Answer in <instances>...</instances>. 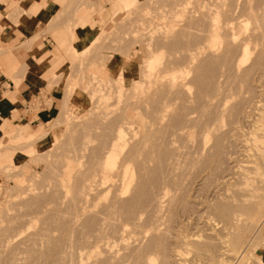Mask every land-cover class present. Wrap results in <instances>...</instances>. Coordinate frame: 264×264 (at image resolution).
Returning <instances> with one entry per match:
<instances>
[{"label":"rangeland","instance_id":"obj_1","mask_svg":"<svg viewBox=\"0 0 264 264\" xmlns=\"http://www.w3.org/2000/svg\"><path fill=\"white\" fill-rule=\"evenodd\" d=\"M124 1H129L128 6H123L119 0H45L42 9L49 8L53 3H57L58 9L52 10L46 19L40 20L33 28L31 22L37 18V14L42 9L38 11L29 9L32 0H0V69L2 63L12 55L15 48L13 42H7V31L14 25L31 24L34 31L28 40L17 46V49L21 48V51H24L35 44L41 45L42 40L43 42L47 40L46 46L49 49L55 51L58 46L60 51L57 53L62 56L66 55V59L56 63L57 56H51V53H48L52 51L47 52L51 59L48 61L49 63H45L48 68L41 73L43 85L38 89L39 96L26 99L32 103V113L38 112L42 107L47 108L49 110L48 118L37 125H25L20 121V115L24 112L19 108V104L15 103L14 108L12 107L8 111L9 121L5 120L8 125L5 128H0V264H79L77 260L80 254H84L88 242L94 241L96 235L104 232L100 236L105 235L110 238L116 233V230L110 225L108 229L100 223L99 214L88 215L83 212L84 204H86L84 203L86 202L84 194L89 191L92 196V192H97L92 186L93 181L88 178L93 180L97 177L98 179V175H95L98 174L97 167L103 159L101 155L104 154V148H108V143L111 142V138L114 137L113 133L120 123L130 121L132 113H135L138 119L132 122L133 124L128 130H125V139L127 140H124L123 144L128 150L132 148L130 146H134L130 149L129 156L126 155L125 151L128 150L124 147L125 150L122 151L120 157H125V155L126 158L128 157L127 159L131 161V169L135 174L141 175V181L137 186V191H139L136 195L137 200L134 201V198L129 203H124V206L133 202L145 213L153 212L155 196L159 187L168 183L171 189L170 202L162 210L159 219L163 227L162 233L159 235L162 247L166 246L167 248L164 249L168 251L173 246L171 235L178 231L200 235L209 233L204 229L205 233L203 230L205 227L199 223L197 218L204 211L201 208V203L218 199L217 195H219V187H221L218 183L222 184V178L224 179V176L227 178L233 169L235 160L241 158L239 156L240 133L249 125V122L245 121L246 115L250 113V110H255L253 108L256 107L258 101L264 99V97H260V95L264 96V77L261 75L264 74V53L260 54L262 56L260 58L258 55L259 63L254 65L253 70L249 68L253 67L251 66L252 62L249 61V67L248 61L245 62L247 66L245 70L249 71L250 69V75H246L247 78L245 74L244 76L238 74L239 77H244L241 81L238 76L239 79L235 78L238 70L235 69V72L234 68L231 70L234 64L232 55L228 54V58L226 55L223 57L209 56V53L200 48V44L205 42L206 29L208 31L207 27L210 21L207 11L206 13H202V11L205 12L210 7L212 0ZM241 2L243 1H234L235 6L233 5V7L238 8L242 4ZM36 12L37 14L32 16ZM72 32L83 39L81 45L73 44ZM197 45L199 48L194 47ZM190 49L193 50L189 51ZM184 51H187L186 54ZM205 53L206 55H204ZM221 53L220 55H222ZM185 55H190L191 59L194 58V62L191 64L192 68L188 74L191 79L187 76L184 81L186 85L182 86L177 84L182 71L180 65L183 64V59H187L186 62L190 59ZM229 55L232 57H230L232 66L228 62ZM183 56L184 58H181ZM254 56L252 55V60H254ZM224 57L225 61H222L221 59ZM36 62L39 64V59ZM222 62L228 65L229 70L225 69L227 65L225 67ZM194 63H197L198 66ZM148 64L152 66L150 69H148ZM167 65L169 68L166 67ZM176 65L180 67L178 68ZM193 65L197 68H193ZM153 67L154 69H152ZM212 67L216 70H213ZM196 69H198L197 72ZM24 72V68H19L12 74L5 73L15 82L17 91L18 84L25 75ZM228 73L229 75H226ZM245 73L247 74V72ZM220 74L223 76L221 77ZM225 76L234 77L238 82L234 78L229 77L228 79L227 77L226 79ZM193 82L195 83L192 85ZM224 83L229 88H226ZM187 86L190 90L187 89ZM216 87L221 88L218 90ZM180 89L183 90V93ZM8 90L7 88L1 93L4 100L7 99L8 102H11L14 93H10ZM236 90L239 92L236 93ZM207 91L213 93L209 94ZM216 93H220L223 101L218 98ZM179 97L183 99H179ZM259 97L260 100H258ZM146 98H149V101ZM194 99L195 101H193ZM248 99L251 102H248ZM155 100H159L158 104ZM175 100L178 103H175ZM41 101H43V105H41ZM188 102L191 103L190 106ZM216 102H219L220 105ZM252 102L256 103L253 105ZM200 106L203 108H199ZM159 107L160 109H157ZM207 108L208 111H206ZM248 110L249 112H247ZM148 111L156 114H150ZM147 112L150 115L146 114ZM167 113L169 116L166 115ZM158 114L160 115L158 116ZM216 114L217 116H215ZM210 115L215 117L212 119ZM157 116L158 118H155ZM193 117H197V119H193ZM159 118L163 120L160 121ZM192 123L193 125H191ZM197 124L198 126H196ZM203 124H208L207 126L213 131L216 129L212 135L210 134L211 137L208 138L204 149L200 145L198 137L207 128ZM202 125L204 128H201ZM212 125H215L214 128ZM216 125H220L221 128H217ZM198 128L203 129V132L200 130L202 132L200 133ZM218 131L221 132L222 139ZM131 132L135 135H132ZM147 132L151 133L147 134ZM234 132L236 135L233 134ZM216 135L218 136L217 140ZM180 138L187 141L179 140ZM212 138L216 142L222 141H218L220 144L213 146L215 144ZM108 139H111L110 142H106L109 141ZM170 140H173L175 144ZM148 141L150 142L148 143ZM197 144H199L198 147H201L197 148L198 151L193 148ZM172 145L174 148L171 147ZM205 150L210 155H208L209 153L205 154ZM89 154L90 156H88ZM93 156L100 159H90ZM199 156L201 157L198 158ZM87 157H90L88 161H86ZM98 160L99 162H97ZM95 162L97 167L95 165L93 169V165L90 163L94 164ZM85 164L92 166L90 169L93 170V173L88 170L89 168H85L88 167ZM83 169L88 170L89 177H83L87 176L82 174L86 171ZM229 169L230 172H228ZM82 181L84 184L86 183V186ZM87 184L92 188V191L86 190L88 189ZM225 184H222L223 187L228 185ZM80 206L82 207L80 208ZM98 208L95 207L94 212ZM149 216L151 215L149 214ZM100 224L102 225L101 229L104 230L102 232H100ZM261 228L262 230L259 228L260 233L255 232L257 235L253 236H257V240H252V242H256V245L252 243L255 247L254 253H245L241 264L255 263L258 253L263 254V261L259 264H264V230L263 227ZM216 232L214 230L213 233ZM90 242L88 246L91 244ZM170 242L172 245L169 244ZM141 243L139 244L142 247L144 243H142L143 245ZM132 246L134 247L131 245L130 248ZM253 246L251 247L254 248ZM166 251L163 255L167 254ZM213 253L219 254L217 250ZM166 256L165 259L163 256L164 263L167 264L168 261L170 264V258L168 255ZM226 257L225 259L229 260L228 264H236L235 260H232L233 257Z\"/></svg>","mask_w":264,"mask_h":264},{"label":"bare ground","instance_id":"obj_2","mask_svg":"<svg viewBox=\"0 0 264 264\" xmlns=\"http://www.w3.org/2000/svg\"><path fill=\"white\" fill-rule=\"evenodd\" d=\"M119 1L122 2L123 6H125V7L128 6L129 1H124V0H119ZM234 1H236V0H212L210 7L205 5V7H208V8H207V10L204 9L205 12L202 11V13H206V11H207V17H209L210 21H209V25L207 27L208 31L206 29V39L204 40L205 42H203L204 46H202V44H203L202 43V44H200V46H201L200 48H203L201 50H205L207 53H209V56L210 55H213V56L217 55L218 57L219 56L223 57L226 55V58H228L227 57L228 54L232 55L233 61L231 60L232 57L229 55V58L230 57L231 58L229 59L228 62H230V66H232L231 61L234 63L233 66L231 67V70H232V68H234L233 71L235 69L238 70L237 71L238 73H237V75H235V78L238 76V74H240V76L241 75L244 76V74H245V77H247L248 75H250V69H249V71H247L248 69L245 70V68H247L245 62L248 61V64H247L248 67L250 66V63L252 62L251 64H253V65H251V66H253V67H249V68H251L253 70L254 65L256 63H259L258 59L264 53V0H242L243 2H241L242 3L241 6L238 7L239 9L236 7H233V5L235 6V4L233 3ZM116 12H118V11H116ZM221 37H222V40H221ZM71 39H72V42L74 45H81V43L83 42V39L79 38L76 34H74V32H72V34H71ZM86 39H87V37H86ZM194 47L199 48L198 45L194 46ZM196 48H193V49H196ZM193 49H190L189 51H191ZM194 51H193V53H195ZM221 51H223V52L221 53ZM255 51H257V52H255ZM184 52L186 54L187 51H184ZM196 52H199V51H196ZM220 53L222 55H220ZM231 53H233L234 56H236L235 59H234L233 54H231ZM255 53H256V56H254ZM199 54H202V53L199 52ZM199 54L196 53V55H198V56H199ZM204 55H206V53ZM252 55L254 56V60H252V58H251ZM258 55H259V58H258ZM185 56H187V58L191 57L190 55H185ZM213 56H211V57H213ZM181 58H184V56ZM185 60L187 61V59L182 60L183 64L186 62ZM197 60L199 61V59H197ZM221 60L225 61V57H224V59H221ZM249 61H250V63H249ZM180 62H178V63H180ZM193 62H194V58L193 59L190 58L188 60V62H186L185 65H183V64L180 65L181 66L180 69H182V71L180 72V75H179L180 80H178L177 84L182 85V86L186 85V83H184V81H186L185 78H187V76L190 72V68H192L191 64ZM261 62H263V60H261ZM222 63L224 64V62H222ZM194 64L197 65V63H194ZM224 65L226 67L227 64H224ZM243 65H245V66L242 67ZM257 65H259V64H257ZM173 66H175V65H173ZM180 66L176 65V67H178V68ZM151 67L152 66H150L148 64V69H150ZM166 67H168V65ZM176 67H175V69H176ZM178 68H177V70H178ZM193 68H197V67L194 66ZM212 68H213V70H216V69H214V67H212ZM240 68H241V70L243 68L242 71L245 70L244 73H242ZM152 69H154V67ZM222 69H221V71H222ZM225 69L229 70L228 65H227V68H225ZM225 69H223V70L225 71ZM259 69H260V67H259ZM239 70H240V72H239ZM195 71L197 72L198 69H196ZM172 72H175V71L172 70ZM225 72L227 73V71H225ZM234 72L232 73L233 75L235 74ZM245 72H247V74ZM152 73H153V71H152ZM165 73L167 74V72H165ZM229 73L226 75H229ZM190 74H192V73H190ZM195 74H194V76H197ZM221 74H220V76H221ZM232 74H230V75H232ZM224 75H225V73H224ZM261 75H263V77H264V74H261ZM160 76H162V75H160ZM243 76L242 77L238 76V77L241 80L244 78ZM225 77L227 79L228 76H225ZM229 77H228V79H229ZM238 77H237V79H239ZM188 78L191 79L190 76H188ZM230 78H232V77H230ZM247 78H245V79H247ZM152 79H153V77H152ZM187 81H188V79H187ZM176 82H175V84H176ZM196 82H197V80H196ZM223 82H224V80H223ZM244 82H245V80H244ZM244 82H242V83H244ZM194 83L195 82H193L192 85ZM202 83H204V82H202ZM161 84H164V82L163 83L161 82ZM225 85L227 86V84H225ZM233 85H234V83H233ZM236 85H237V83H236ZM152 86H153V84H152ZM240 86H242V85L240 84ZM173 87L176 88L175 86H173ZM189 87H191V86H189ZM231 87H233V86H231ZM219 88H221V87H219ZM219 88H217V89L219 90ZM226 88H229V87L227 86ZM158 89H160V88H158ZM176 89H178V88H176ZM187 89H189L188 86H187ZM233 89L235 90V87ZM237 89H238V87H237ZM260 89H262V88H260ZM258 90H259V88H258ZM180 91H181V89H180ZM237 91L239 92V90H236V93H237ZM207 92L209 93V91H207ZM231 92L232 91L230 90V93ZM156 93H158V91ZM167 93H169V92H167ZM212 93H209V94H212ZM153 94L155 95V92H153ZM176 94H178V93H176ZM216 94H218V93H216ZM219 94H218V96H219L218 98H220V100H222L223 98H222V96L220 97ZM163 95H165V94H163ZM175 95H174V97H175ZM213 95H215V94H213ZM231 95H233V92ZM187 96H189V95H187ZM187 96H185V97H187ZM198 96H200V95H198ZM229 96H227V97H229ZM235 96H237V95H235ZM261 96H262V98L264 97L263 95H260V97ZM196 97H194V98H196ZM230 97H232V96H230ZM260 97L258 100H260ZM144 98H145V96H144ZM144 98L141 97V99H144ZM167 98H169V97H167ZM191 98H192V96H191ZM203 98H205V97H203ZM224 98H226V96ZM244 98H245V96H244ZM146 99L148 100L149 98H146ZM179 99H183V98L179 97ZM240 99H239V102H240ZM150 100H151V98H150ZM262 100L263 101L257 102V104L255 105L256 107L254 106L255 108L252 107L255 110H253V111L250 110V113H247V112H249V110L247 112H245V113H247V115H246L247 120L245 118L244 119H245V121L249 122V125H248V127H246L245 130H243L242 133H240L241 139L239 138L240 139L239 149H240V147H241V149L239 151L241 153L239 151L238 152H239V154H240L239 156H241V158L238 160H235L236 162L234 161L235 164L233 165V169L230 168V169H232L231 172L229 169L228 172H230V173L227 176V178L225 176H224V179L221 177L222 178V180H221L222 184L224 185L225 183H227L229 186L227 185V186L223 187L222 184L220 185V183H218L219 186H221V187H219V190H220L219 195H217V192H216L217 190L215 191L216 195L218 196V199L217 200L215 199V201H211V202H209L210 201L209 200L208 203L206 201H204V202L202 201V203H201V206H202L201 208H203L204 211H202L201 215L197 214L198 215L197 218L199 219V223H201L202 226L205 227V228H203V230L206 229L209 233L207 232L208 233L207 235H200L198 233L193 234L190 232H181V231L175 232L174 234L171 233L172 234L171 235L172 240H173V242H172L173 246L170 247V245H169L170 248L168 249V251H166L167 249L166 250L164 249L166 246L162 247V245H161L162 242H160L161 240H159V237H161L159 235H160V233H162V229H163L162 224L159 222V219H160V215L162 213V210L165 208L166 204L168 206V204L170 202V190L171 189H170L168 183H165L163 186L161 185L159 187V191L156 193V196H155V199H156L155 208L153 209V212L149 213L151 216H149V214L145 213L142 209H139V207L133 202L127 206H124V203H129L134 198H135L134 201L137 200L136 195L139 193V191H137V188H138L137 186L141 181V175H139L137 173L138 174V176H137V174H135L133 172V170L130 167L131 161L129 159H127L128 157L126 158V155L129 156L131 154L130 149H132L134 145L130 146L132 148L129 147L130 149L128 150V148H126L123 144L124 140H127V139H125V135H126L125 130H128L130 125L133 124L132 122H134L136 119H138V116H136L135 113H132V115H130V121H122L120 123V125L118 124L119 125L118 128H116L115 133H113L114 137L111 138L112 140L108 139L109 141H106V142H110V140H111V142L108 143L109 144L108 148H104L105 149V151H103L104 154L101 155L103 157V159H102V161H100L99 166L97 167L96 162L94 164L90 163V165H93V169L95 167L98 168V174L95 175V176L98 175V179H97V177L93 178V180L91 178H88V180L93 181V185L92 184H90V185H92L97 190V192L96 191H95L96 193L92 192V194H93L92 196H91L89 191H87L84 194L85 195L84 198L86 201L84 203H86V204H84L85 207L83 210V212L85 214H88V215L99 214L98 216L100 217V223L105 225V228H108V229H109V225H110L112 228H114L116 230V233L114 235H112L110 238H109V236L105 237V235L100 236V235H102V233H104V232H102L104 230L101 229L102 225L100 224L99 226H100L101 230L99 228L97 230H98V232L100 230V232H102V233L100 235H96L97 237L95 236L96 239L94 241L93 240H91L92 242L89 241L91 243L89 246H88V244H89V242H88L87 248H86L83 255L82 254H80V256L78 255L79 258L77 261L79 262V264H166V263H164L165 260H163V256H165L164 257V259H165L167 257L166 255H168V258H170V264H228L227 262L229 260L227 261L225 259V258H227L226 256L233 257L234 259H232V260H235L236 264H241L242 260L244 259L245 253H252L253 254L255 251V247L253 246L252 243H254V245H256V242H252V240H257V236H255V237H253V236L256 234L255 232H258V234L260 233L259 228L262 230L261 227H263V230H264V226H263L264 225V99H262ZM193 101H195V99ZM200 101H202V100H200ZM217 101H218V99H217ZM155 102L158 104L159 100L158 101L155 100ZM165 102H168V101H165ZM174 102L178 103V102H176V100ZM190 102H191V100H190ZM204 102H206V100H204ZM248 102H251V101H249V99H248ZM216 103L219 104V102H216ZM230 103H229V105H230ZM255 103L256 102H254V104ZM153 104H155V103H153ZM190 104L191 103H189L188 105L190 106ZM252 104H253V102H252ZM163 105H165V104H163ZM179 105H180V103H179ZM181 105H186V104H181ZM211 105H212V101H211ZM219 105H218V107H220ZM156 106H160V105H156ZM170 106L172 107V105H170ZM207 106H209V105H207ZM249 106H247V107H249ZM168 107L169 106H167V108ZM204 107H205V105H204ZM195 108H197V107H195ZM199 108L202 109L203 107L200 106ZM224 108L225 107H223V109ZM229 108H230V106H229ZM157 109H160V107ZM235 109H236V107H235ZM224 110H226V109H224ZM172 111H175V110H172ZM198 111H200V110H198ZM206 111H208V108L206 109ZM148 112L150 114L154 113L151 111H148ZM148 112L146 114H149ZM162 112H164L163 113V115H164L165 114L164 109ZM209 112H211V111H209ZM232 112H234V111H232ZM155 114L156 113H154V115ZM171 114H174V113H171ZM217 114L219 115V113H217ZM217 114L215 116H217ZM159 115L160 114H158V116ZM166 115L169 116L168 113ZM187 115L188 114L186 113V116ZM213 115L212 116L210 115V117H212V119L215 117V116L213 117ZM158 116L155 118H158ZM243 116H245V115H243ZM195 118L197 119V117H193V119H195ZM198 118H200V117H198ZM221 118H222V115H221ZM183 119H184V116H183ZM189 119H191V118H189ZM212 119H210V120L213 121ZM222 119H224V118H222ZM159 120H160V118H159ZM159 120H158V122H160L163 119H161L160 121ZM202 120H204V119H202ZM215 121H214V123H215ZM187 122H189V121L187 120ZM196 122H198V120H196ZM218 122H220V121H218ZM205 123H207V122H205ZM166 124H167V122H166ZM182 124H183V121H182ZM211 124H213V123H211ZM217 124H219V123H217ZM191 125H193V123ZM207 125H206L207 128L205 129V131L202 135L200 133L203 132V129L198 128L199 131L202 130V132L200 131V133H199L201 135V137H200V135L198 137L200 138L199 139L200 143H201L200 145L203 147V149L207 145L206 143H207L208 138L211 137L210 134L212 135L216 130L215 129L213 131L212 128H209ZM220 125L219 126L216 125L217 128L220 127ZM182 126H184V125H182ZM196 126H198V124ZM199 126H201V125H199ZM204 126L201 128H204ZM213 126H215V125H212V127ZM237 127H238V125H237ZM183 129H185V128H183ZM175 131H178V130H175ZM144 132H146V131H144ZM181 132H184V131H181ZM148 133H151V132H147V134ZM172 133H174V132H172ZM219 133L218 134L220 136L221 132H219ZM131 134H132V132H131ZM233 134H235V132ZM132 135H135V134H132ZM142 135L144 136L145 134H142ZM150 135L152 136V134H150ZM217 135H216L217 138L215 137L216 140L218 139ZM176 136H178V135H176ZM214 136H213V138H214ZM220 137L222 139V136H220ZM126 138H128V137H126ZM130 138H132V137H130ZM213 138H212V141L215 144L213 146H217L216 144H220V142L222 141V140L221 141L218 140V141H220L218 143V141L216 142L215 140H213ZM134 139H136V138H134ZM134 139H131V140H134ZM138 140H139V138H138ZM138 140H136V141H138ZM144 140L146 141L145 138H144ZM144 140H142V141H144ZM149 140H152V139H149ZM179 140H183V139L180 138ZM185 140H183V141H185ZM170 141H172L171 143H174L173 140H170ZM210 141H211V138H210ZM127 142H129V141H127ZM139 142H137V143H139ZM149 142L150 141H148V143ZM171 143H168V144L171 145ZM209 143H211V142H209ZM125 145H127V144H125ZM130 145H132V144H130ZM190 145H192V144H190ZM144 146H145V144H144ZM198 146H199V144H197V146H193V148L194 149L201 148ZM124 147L130 153L128 154V151H125V153H126L125 157L124 156L120 157V155L123 153L122 151L125 150ZM171 147L174 148L173 145ZM139 149H140V147H139ZM226 149H228V147ZM196 151H198V149ZM205 151H206V152H204L205 154L209 153V152H207V150H205ZM193 152H194V150H193ZM98 155H100V154L98 153ZM208 155H210V153ZM88 156H90V154ZM201 156H199L198 158H200ZM88 158H90V157H87L86 161L89 160ZM93 158H94V156L90 159H93ZM97 158L100 159L99 157H96L94 159H97ZM194 158H196V156ZM175 159H176V157H175ZM97 162H99V160ZM176 163H177V161H176ZM85 165H88V167L86 166L85 168H87V169L89 168L88 170L93 173V170L90 169L92 166H90L89 164H85ZM173 166H175V165H173ZM87 169H83V171L84 170L87 171V173H86V171L82 172V174L87 175V176H83V177H89V175H88L89 172ZM92 173H91V176H93ZM94 179H97V180H94ZM82 182L80 183V185L82 184ZM90 183H92V182H90ZM83 184H84V182H83ZM87 186H88V189H86V190L92 189L89 186V184H87ZM81 188H82V186H81ZM82 189L85 190L84 188H82ZM83 190H82V192H83ZM94 194H95V196H94ZM88 195H90L91 197H89ZM78 198L80 199L79 196H78ZM77 201H79V200H77ZM82 204H83V202H82ZM98 205H100L99 208H98ZM81 207L82 206H80V208ZM95 207L98 208L96 210V212H94ZM100 215H102V216H100ZM194 224H196V223H194ZM196 225H198V224H196ZM198 226H196V227H198ZM199 227H201V226H199ZM177 230H179V229L177 228ZM214 230L217 232L213 233ZM105 231H106V229H105ZM205 233H206V231H205ZM209 234H211V235L208 236ZM253 238H256V239H253ZM141 240L142 241L145 240V241L142 242ZM141 242L144 243V245ZM139 243H141L143 246L141 247V245ZM136 244H137V246H135ZM169 244H171V242ZM53 245H54V243H53ZM131 245H134V247L132 246V248H130ZM251 246H253L254 248H252ZM56 248H57V246H56ZM214 249L218 251V253H219L218 255L213 253L215 251ZM165 251L167 254L163 255V254H165ZM262 256H263L262 253H258L257 261H255V263H251V264H259L260 262H262L263 261ZM166 261H167V259H166ZM167 264H168V261H167Z\"/></svg>","mask_w":264,"mask_h":264},{"label":"crops","instance_id":"obj_3","mask_svg":"<svg viewBox=\"0 0 264 264\" xmlns=\"http://www.w3.org/2000/svg\"><path fill=\"white\" fill-rule=\"evenodd\" d=\"M45 0H32L31 7L29 9H32L33 11L41 10ZM58 9L57 3H53L49 8L42 9L38 14L37 12L33 14L32 16L38 15L37 18L33 19L31 24L33 28H35V24L40 22V20L46 19L49 13L51 11H55ZM41 16H43L41 18ZM39 19V21H37ZM30 25H14L11 27L7 33V42L12 43L15 46L14 50L12 51V55L6 59L5 62L2 63V68L0 69V128H5L8 124L5 122V120L9 121L8 118V111L14 108V104L18 103L19 108L24 112L22 115H20V121L24 123L25 125L28 124L31 125H37L38 123H41L45 118H48L49 110L45 107H42L38 112L32 113V103L28 101L32 97H38L39 91L38 89L41 88L43 85V79L41 77V73L44 72L48 66L45 65V63H49L50 56L48 53H51V56H57V62L59 63L64 58L66 59V55L63 54V56L58 54L57 52L60 51L58 46H56L55 51H52V49H49L46 45V42H43L41 45L35 44L30 48L25 49L24 51H21L20 49H17V46H20L22 43H24L26 40L30 38L32 33L34 32L32 30V26ZM52 43V42H51ZM46 48V50H44ZM52 51V52H48ZM48 52V53H47ZM46 53V54H45ZM49 56V57H48ZM48 58V59H47ZM39 59V64L36 62ZM47 59L46 62H44ZM44 62L43 64H41ZM62 64V63H60ZM59 64V65H60ZM19 68H24L25 75L21 78L22 80L19 82L18 91L17 86L15 82L8 78L5 73L8 72L10 74L17 71ZM7 85V86H6ZM9 89L8 91L10 93H14L12 96V101L8 102L7 99L4 100V97L2 96L1 92H4L6 89ZM28 99V100H26ZM41 105H43V101H41ZM30 117V118H28Z\"/></svg>","mask_w":264,"mask_h":264}]
</instances>
